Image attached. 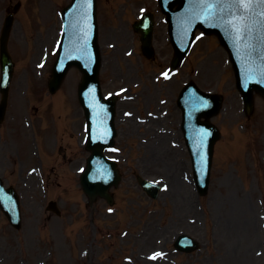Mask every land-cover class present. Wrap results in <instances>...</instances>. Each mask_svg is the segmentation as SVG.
Returning <instances> with one entry per match:
<instances>
[{
	"label": "rangeland",
	"instance_id": "rangeland-1",
	"mask_svg": "<svg viewBox=\"0 0 264 264\" xmlns=\"http://www.w3.org/2000/svg\"><path fill=\"white\" fill-rule=\"evenodd\" d=\"M70 1L0 0V34L19 5L9 43L16 70L0 124V174L19 192L23 211L20 231L0 211V264H264V98L256 94L253 111L245 112L228 53L217 37L202 33L167 82L163 73L174 51L157 0H98L104 93L124 89L127 99L118 104L120 153L114 157L123 181L111 190L115 205L90 204L80 186L89 156L77 95L82 74L73 69L57 94L48 91L62 32L56 10ZM144 10L156 15L154 61L143 56L132 28ZM191 81L224 97L212 120L221 137L204 196L194 184L177 108ZM71 124L81 131L72 139L62 131ZM137 176L161 186L157 200L143 192ZM50 201L61 216L47 211ZM181 234L198 239L201 249L176 252Z\"/></svg>",
	"mask_w": 264,
	"mask_h": 264
},
{
	"label": "water",
	"instance_id": "water-1",
	"mask_svg": "<svg viewBox=\"0 0 264 264\" xmlns=\"http://www.w3.org/2000/svg\"><path fill=\"white\" fill-rule=\"evenodd\" d=\"M180 3V9L187 5V1L185 0H176ZM174 4V2L172 3ZM93 14L94 17L89 25H86L85 29H94V39L93 41H88L86 43V47L91 44L92 48L96 51L97 55V64L96 69L99 66V50L97 44V23H96V1L93 0ZM171 6V5H170ZM68 10H66L67 12ZM65 12V13H66ZM188 12L192 14L191 17L198 16V10H193L186 6L184 8V16L188 15ZM172 10L169 7L168 15L173 19ZM207 12H205L206 14ZM205 18V16L203 17ZM218 19H216L217 21ZM12 23V19H8L3 35L2 41V63H3V82L1 84V91L3 93V101L0 107V116L4 115V110L6 109V103L8 98L9 86L13 74V64L11 62V58L8 55L6 43L9 36L10 26ZM170 29L171 34L173 36V43L177 50V58L175 64L179 63L180 60L184 58L187 54L188 49L193 41L196 26L193 29H183V25L179 23V27L174 28L173 21L170 20ZM211 26V27H210ZM205 28L207 33H217L220 37L223 45L230 51L231 58L235 65L236 76L238 81V88L242 92L244 101L247 106V110L251 111L253 108V92L256 90L262 95H264V34L261 33L262 40L258 37L250 36L251 39L241 38L238 33H234L230 29H218L216 28V23L214 24V20H211V23H206L202 25ZM182 28L183 31H179ZM195 28V29H194ZM65 29L69 30L73 33L74 41L76 40L79 29H84L83 23L79 25L76 24V19L71 13V10L65 15ZM135 29L140 31L143 34V44L144 51L148 56L152 55L151 49V39H152V31H153V19L151 15H147L144 20L135 25ZM180 33H182V38L180 39ZM232 35H231V34ZM255 40L258 42L257 46L254 48L252 46L251 40ZM243 63V66L241 63ZM79 65L82 67L84 65L83 61H79L77 59H73L67 62V66L62 70L60 65L55 66L53 80L51 81L50 87L51 91L54 92L61 81L63 80L68 68L73 65ZM252 70V67L258 68L255 72L250 71L248 67ZM97 78V70L93 76L89 74H85V79L82 84V87L90 80H96ZM87 86L81 89V93H83L84 89ZM192 87L194 92V98L190 97L186 104H181V107L184 110V127L186 126V122L191 120L190 128H193V131H196V134L191 133L187 135L188 144L192 150L193 148V163H194V171L195 177L197 181V186L201 194H206L209 185V176H210V168L212 163L213 156V147L216 140L219 138L218 130L211 125L210 123L202 122L201 117H205L210 119L211 117L218 114L222 105V98L218 96H209L202 92H200L194 84L188 86ZM193 100V101H192ZM192 101V103H191ZM207 101V102H206ZM185 103V102H184ZM191 103V105H190ZM209 104V107L206 106ZM190 106V111L188 112V108ZM207 130L210 131L211 134H206ZM195 141V142H194ZM194 142V143H193ZM193 144V146H192ZM102 148L96 149L94 151V156L89 159V167L85 174L82 177V184L86 193L91 197H96L101 195L106 197L110 203H112V198L108 194L109 188L113 184H117L119 181V176L117 171L115 170V164L102 158L101 152ZM140 185L143 189L152 197L158 196L159 187L153 183H149L145 180L139 179ZM3 190V185L0 182V194L2 197H7L11 199L12 197L16 201V204L12 205L7 200V203L3 205L2 199L0 197V205L7 213L12 224L20 228L21 226V215L18 198L16 197L14 190L9 189L7 191ZM7 193V194H5ZM177 247L180 249H184L185 251H192L198 247V244L190 239L189 237L183 236L177 242Z\"/></svg>",
	"mask_w": 264,
	"mask_h": 264
},
{
	"label": "snow or ice",
	"instance_id": "snow-or-ice-1",
	"mask_svg": "<svg viewBox=\"0 0 264 264\" xmlns=\"http://www.w3.org/2000/svg\"><path fill=\"white\" fill-rule=\"evenodd\" d=\"M206 4L209 6L213 5H234L237 9L240 20L238 22H233L231 19L225 20L224 17L227 15L231 17L236 15V12L231 11L230 8L221 7L217 9L219 13V22L228 25V28L234 33H238L241 38H247L253 32V25L258 24L259 27L264 30V0H205ZM257 8H261L259 13L256 12ZM216 13H213L215 15ZM259 16L258 21H254L253 17ZM167 76V74H165ZM159 255V254H156Z\"/></svg>",
	"mask_w": 264,
	"mask_h": 264
}]
</instances>
